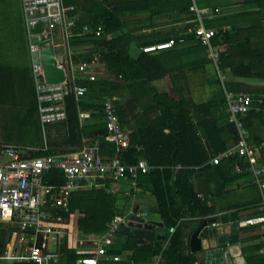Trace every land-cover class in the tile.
Here are the masks:
<instances>
[{
  "label": "trees",
  "instance_id": "trees-1",
  "mask_svg": "<svg viewBox=\"0 0 264 264\" xmlns=\"http://www.w3.org/2000/svg\"><path fill=\"white\" fill-rule=\"evenodd\" d=\"M65 3L82 7L78 30L83 24L90 27L102 25L99 36L93 32L73 36L70 46L77 61L90 63L96 58L105 67V74L93 71L95 80H80L79 83L87 87L82 96L76 97L73 92L66 95L67 118L64 122L43 126L38 114L40 127L63 124L66 131L62 141L74 147L72 151L80 149L83 144L97 142L99 154L104 158L117 154L125 165L144 159L150 167L148 172L138 173L135 178L126 171L101 180L104 186L72 192L69 197L70 214L66 216L75 219L77 230L84 235L105 233L111 220L122 214L117 204L118 193L111 189L113 183L121 180L128 181V184L133 182L139 192L155 197L157 210L167 220L171 232L164 245L151 231H145L142 237L117 231L113 239L118 240L109 245L107 251L109 255L121 256V260L108 264H153L156 256H160L161 261L155 264H206L190 252V233L186 228L189 223L192 227L195 221L186 220V217H198L201 222L207 216L216 215V210L215 206L207 204L206 198L197 197L193 177L211 168L210 158L229 147L227 140L230 137L233 144L236 142L235 127L228 119L225 91L251 96L252 105L258 110L251 109L244 115L243 122L250 133V141L264 143V86L246 88L224 79L227 74L235 78L264 80V0H112V9L96 0H65ZM194 4L197 8L218 9L220 14L207 19L205 26L217 30L211 45L219 53L217 67L223 74V82L213 66L209 80L212 93L203 102L185 97L183 86L179 84L181 76L173 75L174 70H183L191 64L203 69L212 64L193 31L195 12L190 7ZM180 23L185 24L177 28ZM165 26L170 28L157 30ZM139 31H143L142 34H138ZM169 39L174 41L171 48L154 54L141 51L140 47L144 45ZM183 45H189L188 49H182ZM133 46L137 50L136 57L131 56ZM201 51L203 55L198 54ZM163 79L166 85L171 82L172 86L169 84L168 89L171 90L161 93L153 83ZM138 89L151 92L148 102L150 107L159 111V115L141 128L136 124L129 128L128 113L143 104L138 102L136 95L125 101L124 98ZM107 99L112 100L121 126L129 131V146L118 151L113 142L106 140L108 130L102 116L103 103ZM36 107L38 111V104ZM85 109H90L91 114L82 123L80 111ZM138 117L135 116L136 120ZM47 143L49 147L56 145ZM49 147L44 150L41 142L39 148L30 154L35 157L56 154ZM261 154L258 163L264 165V150ZM227 160L228 169L222 168L221 163L215 165L226 176L222 188L236 177L249 176L246 172L230 173L234 171L236 162L244 163L243 159L234 156ZM178 165L181 168L177 169ZM64 180V173L59 169L50 170L44 176V182L50 185L59 186ZM261 200L259 194L239 210L256 207ZM70 243V236H65L58 249L59 264H74L83 255L76 252ZM260 246L261 243L249 247L253 253L246 257L247 264H264Z\"/></svg>",
  "mask_w": 264,
  "mask_h": 264
},
{
  "label": "built area",
  "instance_id": "built-area-1",
  "mask_svg": "<svg viewBox=\"0 0 264 264\" xmlns=\"http://www.w3.org/2000/svg\"><path fill=\"white\" fill-rule=\"evenodd\" d=\"M96 1L103 2L109 9L113 8L112 0ZM21 5L32 59L39 120L43 126L64 122L67 118L66 95L73 92L76 97L82 96L87 87L80 84V80L96 79L92 74V65L97 61L96 58L90 63L77 61L70 46V38L91 32L99 36L102 25L99 23L90 27L83 24L78 30L82 7L65 3V0H21ZM190 10L195 12L193 21L196 24L193 31L196 39L205 47L223 82V74L217 67L219 53L211 45V39L217 30L205 26V21L219 15V10L197 8L195 4ZM48 45L53 48L57 67L65 74L62 82L47 83L42 64L33 62L39 58L40 48ZM173 45L174 41L169 39L140 48L144 53L154 54ZM225 97L228 119L235 127L237 139L232 146L214 155L211 163L218 165L222 160L234 156L243 159V164H234V171L237 174H249L248 183L258 187L262 196L260 204L264 207V165L258 163L264 143H252L243 122L244 115L251 109L258 108L253 107L251 96L243 92L225 91ZM84 117L81 114L80 120ZM102 120L108 130L106 140L115 144L116 151L129 146V131L121 126L112 100L104 101ZM36 149L0 143V264H59L58 249L65 236H70V246L83 254L74 264H108L120 261L121 256L109 255L107 247L113 243L114 234L119 231V227L128 225L129 214L116 215L103 234L84 235L77 230L75 219L66 216L70 214L69 197L77 190L104 186L101 180L114 174L127 171L135 178L138 173L149 171L147 162L139 159L136 164L125 165L117 154L104 158L99 154L97 142L92 145L83 144L76 152L65 154L32 156L30 152ZM54 169L64 173V183L59 186L44 182L45 174ZM245 223L261 224L260 241L263 246L260 253L264 254V216L246 220ZM50 241L52 248L49 247Z\"/></svg>",
  "mask_w": 264,
  "mask_h": 264
},
{
  "label": "crops",
  "instance_id": "crops-1",
  "mask_svg": "<svg viewBox=\"0 0 264 264\" xmlns=\"http://www.w3.org/2000/svg\"><path fill=\"white\" fill-rule=\"evenodd\" d=\"M9 1H19V9L17 11L15 10L14 14L6 12V16L0 18L4 19V22H0V34H9L10 36L17 34L22 42L20 41L19 44L16 43L17 45H13L8 41H3V39H0V143L19 145L31 149L39 148V144L42 142L46 150L50 146L47 142H51L55 143L56 145L50 143L51 147L49 148L55 151L56 154L76 152L77 150L72 151L74 147L67 144L65 145V143L62 141L65 138L66 131L63 127V124L47 125L45 128L40 127L38 111L36 110L37 101L35 95L34 78L32 75V59L28 48V39L24 24V14L21 0H1V3L5 4ZM231 14L232 13H230V15ZM226 28L230 29L229 26ZM17 46L21 50L20 54L16 52ZM188 46L189 45H183L182 49L187 50ZM200 50L201 48H199V51ZM198 54L203 55L202 51ZM131 56H137V50L135 46H133ZM176 62L177 60H175V63ZM210 68V64H207L205 69H203V67H199L197 65L194 66L191 64L190 66H185L183 70L173 71V75L179 74L181 76L179 84L182 81V84L184 85V83L189 82L190 78L193 79L191 82L194 84V86L190 88V90H185V97L192 98L195 102H203L208 100L212 93V87L209 82V72L211 71ZM92 70L94 72L97 71L101 74H105V67L98 61L92 65ZM224 79L228 80L229 82L239 83L240 86H244L246 88H259L264 86V80L260 79L235 78L227 74L225 75ZM153 84L159 92H163L167 91L171 82L166 85V80L163 79L155 81ZM170 90L171 88L168 89V91ZM133 91L134 90L126 95L124 101L127 98L133 99L134 95H136L135 97L137 98L138 102L143 105H139L138 108L134 107L131 109L127 115V126L130 128L136 124L141 128V126L147 125L150 120L155 119V116L159 115V111L153 107H150L148 100L150 101L151 99V92L143 89H138L136 92L134 91L135 93ZM13 112L14 114H10ZM7 114L12 116L13 122L18 124V127L12 133L10 132L9 134H4L2 124L6 122ZM81 114H84L85 117L80 121L85 123L87 119L90 118L91 110H82L80 111V115ZM32 115L33 117H31ZM136 115L139 116L137 120L135 118ZM3 117L6 118L3 119ZM29 119H31L30 122ZM225 138L228 139L227 137ZM82 141L84 142V139ZM227 143L229 147L232 146L233 141L231 137L227 140ZM212 157L208 162L211 165V168L203 173L198 172L193 177L195 182L194 185L198 190L197 197L202 199L206 198L208 205L215 206L216 215L207 216L205 219H216L217 221L215 225L221 228V230L219 229L221 234L224 233V230H222L221 226H227L229 223V214L233 211L237 212V218L240 227V243L238 246L231 247L230 252L232 256H243L246 262V257L253 253L249 247L258 246V244L261 243V224L259 223L249 225L246 224L245 221L252 218L263 217L264 207L260 204L258 206L256 205V207L254 206L247 209L239 210V208L249 204L250 202H253L259 194L261 198V193L257 186L248 183L247 176H242L241 178L236 177L235 180L225 183L226 185L224 188H222V182L226 180V176L222 174L218 167L211 163ZM220 165L222 168L228 169L229 162L227 159L222 160ZM230 173L234 174L236 172L233 171ZM111 189L118 193L117 204L119 208L123 209L122 214L128 215L135 206H138L136 202L140 204L139 206L143 205L157 209L155 197L150 193L139 192V190L134 187L133 182L131 184H128V181L126 180H121L117 183L114 182ZM119 198H121L120 204ZM128 204L129 206L127 207ZM186 220H192V222L195 221V224L193 223L194 225L192 227H190L192 224L189 223V227L186 228L187 233H192L198 226V222L201 219H198V217H186ZM170 232L171 229L169 226L166 237ZM119 237L121 238L123 236ZM117 240L118 239H113V242ZM208 242L211 247L215 246L216 242L214 239H211ZM203 246H207L206 241H203ZM262 246L263 245L261 244L260 247ZM243 249H247L248 251L245 252ZM196 256L199 258V260L204 261V263L206 262V264H221L218 259L212 258L211 252L205 250H201L199 253H196ZM207 256L209 259H207ZM216 256L218 257V255ZM158 257L159 256L154 257L153 264L161 261V258Z\"/></svg>",
  "mask_w": 264,
  "mask_h": 264
},
{
  "label": "water",
  "instance_id": "water-1",
  "mask_svg": "<svg viewBox=\"0 0 264 264\" xmlns=\"http://www.w3.org/2000/svg\"><path fill=\"white\" fill-rule=\"evenodd\" d=\"M41 45L43 44L41 43ZM36 55L33 54V56ZM38 55L39 58L34 59L33 62H40L42 64L45 81L47 83L62 82L65 74L55 63L52 46L41 47ZM128 219V225L119 227V231H124L129 235L137 237H142L145 231H151L155 233L158 242L161 244L165 242L169 224L166 219L162 218L156 208L143 205L135 206L129 212ZM216 221V219H204L198 223V226L189 236L190 252L194 254L199 253L201 250L211 252L212 258L218 259L221 264H246L243 256H232L230 252L231 247L238 246L240 243V227L237 212L233 211L229 214L227 226L220 225L222 230H224L222 234L220 233L221 228L215 225ZM211 239H214L216 242L213 247L208 242ZM203 241L207 242V246H203ZM207 259H209L208 256Z\"/></svg>",
  "mask_w": 264,
  "mask_h": 264
},
{
  "label": "rangeland",
  "instance_id": "rangeland-1",
  "mask_svg": "<svg viewBox=\"0 0 264 264\" xmlns=\"http://www.w3.org/2000/svg\"><path fill=\"white\" fill-rule=\"evenodd\" d=\"M3 6V7H2ZM19 9V1L18 2H13V1H9V2H6L5 4L4 3H1V0H0V18L1 17H4V16H6V12H10V13H12V14H14V12H15V10L17 11ZM0 22H4V19H0ZM159 22V21H158ZM184 24L185 23H180V24H178L177 25V28H179L180 26L182 27V26H184ZM9 25V24H8ZM170 27H167V26H165V28L164 27H159V28H157V30H164V31H166V30H168ZM143 32V31H142ZM142 32L141 31H139L138 32V34H142ZM147 32H149V30H147ZM4 37V38H3ZM0 39H3V41H8V42H10V43H12L13 45H17V44H19L20 43V37L17 35V34H14V35H12V36H10L9 34H0ZM22 42V41H21ZM17 43V44H16ZM16 52L18 53V54H20L21 53V50H20V48L17 46V50H16ZM211 66V68H210V72H209V75H210V77L212 76V74L211 73H213V71H212V67H213V65L211 64L210 65ZM214 69H215V67H214ZM216 70V69H215ZM191 80H193L192 78H190L189 79V82L187 83H184V85L182 84V81L180 82V84L183 86V89H184V92H185V90L186 89H188V90H190V88H192L193 86H194V84L191 82ZM10 114H14V112L13 113H10ZM14 116V115H13ZM6 117H3V119H5ZM18 127V124H15L14 122H13V119H12V116L11 115H9V114H7V120H6V122L4 123V124H2V129H3V132H4V134H9L10 132L12 133L13 131H15L16 130V128ZM120 200H119V204H120V202H121V198H119ZM129 203V202H128ZM131 204V203H130ZM129 206V204L127 205V207ZM123 211V209L121 208V213H123L122 212ZM52 242L50 241V245H49V247H53V245L51 244Z\"/></svg>",
  "mask_w": 264,
  "mask_h": 264
},
{
  "label": "bare ground",
  "instance_id": "bare-ground-1",
  "mask_svg": "<svg viewBox=\"0 0 264 264\" xmlns=\"http://www.w3.org/2000/svg\"><path fill=\"white\" fill-rule=\"evenodd\" d=\"M236 250V249H235ZM237 254V253H236ZM214 260V259H213ZM211 262V261H210ZM213 262V261H212Z\"/></svg>",
  "mask_w": 264,
  "mask_h": 264
}]
</instances>
